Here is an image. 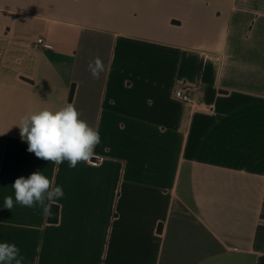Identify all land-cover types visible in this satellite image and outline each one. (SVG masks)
<instances>
[{"label": "crops", "instance_id": "obj_1", "mask_svg": "<svg viewBox=\"0 0 264 264\" xmlns=\"http://www.w3.org/2000/svg\"><path fill=\"white\" fill-rule=\"evenodd\" d=\"M67 103L101 136L75 168L15 126ZM36 171L63 188L57 223L4 208ZM5 241L24 264H264V0H0Z\"/></svg>", "mask_w": 264, "mask_h": 264}, {"label": "clouds", "instance_id": "obj_2", "mask_svg": "<svg viewBox=\"0 0 264 264\" xmlns=\"http://www.w3.org/2000/svg\"><path fill=\"white\" fill-rule=\"evenodd\" d=\"M88 70L94 79H99L105 68L97 57L89 63ZM20 136L28 144L27 151L37 158L60 165L67 161L70 168L78 163L90 164L101 143L99 130L81 119V113L72 103L52 110L44 108L31 111L20 117L17 125ZM12 188L14 197L4 198V208L11 210L14 202L24 207L43 209L46 216L52 215V205L64 196L61 186L42 172L36 171L27 178H17ZM25 257L15 243L0 242V264H24Z\"/></svg>", "mask_w": 264, "mask_h": 264}, {"label": "built area", "instance_id": "obj_3", "mask_svg": "<svg viewBox=\"0 0 264 264\" xmlns=\"http://www.w3.org/2000/svg\"><path fill=\"white\" fill-rule=\"evenodd\" d=\"M36 48L51 49V46L47 44L43 39H38L35 43ZM175 97L185 104L193 105L194 99L192 97L190 89L182 86L175 92Z\"/></svg>", "mask_w": 264, "mask_h": 264}, {"label": "trees", "instance_id": "obj_4", "mask_svg": "<svg viewBox=\"0 0 264 264\" xmlns=\"http://www.w3.org/2000/svg\"><path fill=\"white\" fill-rule=\"evenodd\" d=\"M73 95H74V88H72L71 90L70 100L73 99ZM51 211H52V215L50 217L48 216V221L51 223H57L59 220V207L56 205H52Z\"/></svg>", "mask_w": 264, "mask_h": 264}]
</instances>
